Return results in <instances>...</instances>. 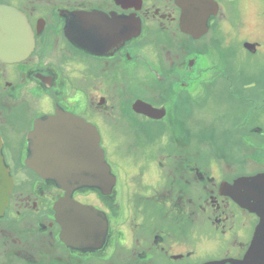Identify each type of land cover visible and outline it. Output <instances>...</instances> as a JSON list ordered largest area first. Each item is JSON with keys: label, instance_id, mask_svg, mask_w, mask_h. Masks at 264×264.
Returning a JSON list of instances; mask_svg holds the SVG:
<instances>
[{"label": "flooded vegetation", "instance_id": "flooded-vegetation-1", "mask_svg": "<svg viewBox=\"0 0 264 264\" xmlns=\"http://www.w3.org/2000/svg\"><path fill=\"white\" fill-rule=\"evenodd\" d=\"M0 3L23 12L34 37L25 57L0 59V138L13 177L0 264L244 260L260 216L235 197L239 180L264 174V0ZM42 118L65 127L75 118L81 136L92 126L107 160L122 161L121 176L108 162L111 194L73 193L105 214L100 248L61 241L54 207L65 190L26 163ZM136 124L146 126L144 147L120 148Z\"/></svg>", "mask_w": 264, "mask_h": 264}, {"label": "water", "instance_id": "water-1", "mask_svg": "<svg viewBox=\"0 0 264 264\" xmlns=\"http://www.w3.org/2000/svg\"><path fill=\"white\" fill-rule=\"evenodd\" d=\"M186 30L193 33L191 27ZM200 30L202 33L206 27ZM33 45L34 37L26 15L0 3V59H21L31 52ZM79 125L75 118L68 119L66 127L61 122L39 119L29 135L30 154L26 163L40 176L55 181L59 188L65 190V195L54 207L56 220L61 226V241L75 249L92 250L104 244L107 220L105 214L94 206L73 199V193L80 188L91 187L105 195L111 194L116 176L100 145L99 133L88 125L87 128L83 126L86 134L81 136ZM237 187L235 199L257 213L260 222L245 259L232 260V264H264V174L239 180ZM12 189L13 177L0 138V218L5 215Z\"/></svg>", "mask_w": 264, "mask_h": 264}, {"label": "rangeland", "instance_id": "rangeland-1", "mask_svg": "<svg viewBox=\"0 0 264 264\" xmlns=\"http://www.w3.org/2000/svg\"><path fill=\"white\" fill-rule=\"evenodd\" d=\"M126 127L128 126L127 124H124ZM124 126V127H125ZM135 127H131L130 129V131H131V133H133V134H129V132H128V136H127V138H125V139H122V140H119V142H121V145L119 144V147L120 148H124L125 150L127 149V150H130V149H134V148H143L144 147V144H145V139L144 140H139L138 139V137H139V135H138V132L140 133V132H144L145 131V129H146V126L145 125H143V124H136V125H134ZM127 128H129V127H127ZM147 129H149L150 131H159V130H162L161 129V126L159 127V128H155L154 126H147ZM136 137V138H135ZM112 139L110 140V142L112 143ZM114 142V141H113ZM106 143L108 144V142H107V140H106ZM115 143H116V141H115ZM133 151V150H132ZM135 152V151H134ZM108 162L109 163H111L112 164V166H113V170H114V173H117V174H119V172L121 173V160L120 159H115L114 157H113V155H112V153H109V155H108ZM127 157V156H126ZM107 159V158H106ZM138 159V158H137ZM139 160V159H138ZM11 162V161H10ZM125 163L127 164V160L125 161ZM125 163H124V168L126 167V165H125ZM123 168V169H124ZM130 169H127L126 170V168L122 171V174H129L130 173V171H129ZM126 172V173H125ZM16 174H17V172H16ZM119 176H121L120 174H119ZM118 180H120L119 178H118ZM124 180V179H123ZM119 182L120 181H118L117 182V186H116V188L118 189V187H119ZM120 189V188H119Z\"/></svg>", "mask_w": 264, "mask_h": 264}]
</instances>
